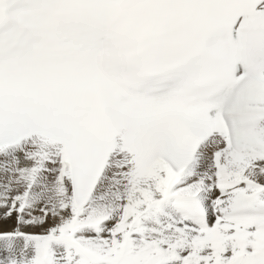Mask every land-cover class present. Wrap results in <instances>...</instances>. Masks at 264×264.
Segmentation results:
<instances>
[{
	"label": "snow or ice",
	"instance_id": "6c2138e0",
	"mask_svg": "<svg viewBox=\"0 0 264 264\" xmlns=\"http://www.w3.org/2000/svg\"><path fill=\"white\" fill-rule=\"evenodd\" d=\"M0 264H264V0H0Z\"/></svg>",
	"mask_w": 264,
	"mask_h": 264
}]
</instances>
